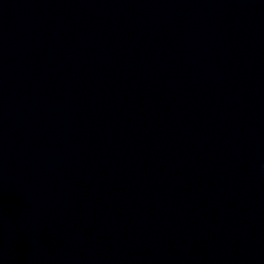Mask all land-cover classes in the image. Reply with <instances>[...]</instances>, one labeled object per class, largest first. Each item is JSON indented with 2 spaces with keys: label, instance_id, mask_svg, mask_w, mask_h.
<instances>
[{
  "label": "water",
  "instance_id": "1",
  "mask_svg": "<svg viewBox=\"0 0 264 264\" xmlns=\"http://www.w3.org/2000/svg\"><path fill=\"white\" fill-rule=\"evenodd\" d=\"M0 264H264V0H0Z\"/></svg>",
  "mask_w": 264,
  "mask_h": 264
}]
</instances>
